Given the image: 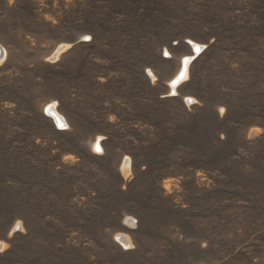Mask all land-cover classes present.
Here are the masks:
<instances>
[{"label":"rangeland","instance_id":"rangeland-1","mask_svg":"<svg viewBox=\"0 0 264 264\" xmlns=\"http://www.w3.org/2000/svg\"><path fill=\"white\" fill-rule=\"evenodd\" d=\"M0 46V264H264V0H0Z\"/></svg>","mask_w":264,"mask_h":264},{"label":"bare ground","instance_id":"bare-ground-1","mask_svg":"<svg viewBox=\"0 0 264 264\" xmlns=\"http://www.w3.org/2000/svg\"><path fill=\"white\" fill-rule=\"evenodd\" d=\"M197 45H193V47H196ZM5 57V52L3 50V48L0 46V63L3 62ZM191 62V58H185L183 59L182 61V68H181V76L180 73L177 74V76L173 79V81L170 83V86H171V89L174 91L176 86L180 84V82H183V79L185 80L186 79V73H187V70L188 67H189V64ZM1 65V64H0ZM188 74V73H187ZM55 104L53 105H50L48 108H47V114H49V116L54 120V122L56 124H60V125H64L66 126L65 124V121L64 119L62 118L61 115L57 114L56 110H55ZM99 144L96 145V147H98ZM128 168H129V165L127 162L124 163L123 165V168H122V172H127L128 173ZM133 220H130V218L126 221L127 224L130 225V223H132ZM127 237L124 236V235H119L117 236V241H119V243H121L122 245H125V246H128V241H127Z\"/></svg>","mask_w":264,"mask_h":264},{"label":"built area","instance_id":"built-area-1","mask_svg":"<svg viewBox=\"0 0 264 264\" xmlns=\"http://www.w3.org/2000/svg\"><path fill=\"white\" fill-rule=\"evenodd\" d=\"M192 50H193L194 56H197L198 54L201 53V51L203 50V48L202 47H199V46H196V47H193ZM192 103L193 102H190L189 104H192Z\"/></svg>","mask_w":264,"mask_h":264},{"label":"snow or ice","instance_id":"snow-or-ice-1","mask_svg":"<svg viewBox=\"0 0 264 264\" xmlns=\"http://www.w3.org/2000/svg\"><path fill=\"white\" fill-rule=\"evenodd\" d=\"M87 39V38H86Z\"/></svg>","mask_w":264,"mask_h":264}]
</instances>
